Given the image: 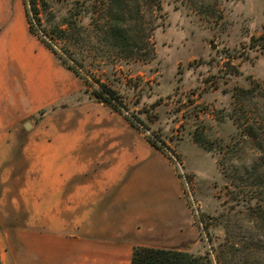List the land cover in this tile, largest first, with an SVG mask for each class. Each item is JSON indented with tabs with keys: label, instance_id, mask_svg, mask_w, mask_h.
Here are the masks:
<instances>
[{
	"label": "rangeland",
	"instance_id": "rangeland-1",
	"mask_svg": "<svg viewBox=\"0 0 264 264\" xmlns=\"http://www.w3.org/2000/svg\"><path fill=\"white\" fill-rule=\"evenodd\" d=\"M8 2L72 79L70 93L25 120L61 123L67 147L102 158L83 169L125 171L140 202L162 217L169 208L183 224L178 250L204 264H264V51L251 46L264 0H37L38 15L29 0ZM70 14L83 27L69 59L78 74L44 40L64 54L44 29ZM98 81L117 90L119 109L92 98ZM18 196L0 194L1 264L25 253Z\"/></svg>",
	"mask_w": 264,
	"mask_h": 264
},
{
	"label": "crops",
	"instance_id": "crops-1",
	"mask_svg": "<svg viewBox=\"0 0 264 264\" xmlns=\"http://www.w3.org/2000/svg\"><path fill=\"white\" fill-rule=\"evenodd\" d=\"M8 1L0 3V194L10 203L24 195L26 210L25 253H12V264H132L138 245L179 249L183 224L169 208L162 217L140 202L125 171L83 169L97 151L67 147L59 122L25 120L70 93L72 79Z\"/></svg>",
	"mask_w": 264,
	"mask_h": 264
},
{
	"label": "trees",
	"instance_id": "trees-1",
	"mask_svg": "<svg viewBox=\"0 0 264 264\" xmlns=\"http://www.w3.org/2000/svg\"><path fill=\"white\" fill-rule=\"evenodd\" d=\"M32 4V9L35 15L40 13V7L37 0H29ZM28 15H30V10H27ZM31 23V29L36 31L34 25L32 24L31 17L29 18ZM83 27L80 23L79 17L75 14H70L63 16L59 23H56L52 27H45V34L49 35L54 40H63L65 41V55L56 51L53 43L44 38L48 46L57 54L59 59L65 64L68 68L75 71L77 74L79 70L77 65H74L69 62V59H72L73 62H77L75 57L76 49L74 43L79 38L82 33ZM73 46V47H71ZM251 46L258 47L264 51V32L260 35H254L251 39ZM99 82V87H97L93 93L92 98L99 102H104L113 106L116 109H119V105L123 104L122 97L117 92L116 89L108 85L107 83ZM262 101L264 108V92H260L258 95ZM138 118V117H137ZM154 143V142H153ZM157 145L156 143H154ZM1 264V262H0ZM132 264H204L201 256L195 255L187 251H181L178 249H168L160 247H151V246H135L133 251Z\"/></svg>",
	"mask_w": 264,
	"mask_h": 264
},
{
	"label": "water",
	"instance_id": "water-1",
	"mask_svg": "<svg viewBox=\"0 0 264 264\" xmlns=\"http://www.w3.org/2000/svg\"><path fill=\"white\" fill-rule=\"evenodd\" d=\"M28 124L31 125V122H29Z\"/></svg>",
	"mask_w": 264,
	"mask_h": 264
}]
</instances>
